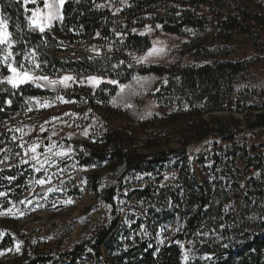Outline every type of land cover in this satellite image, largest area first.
Returning a JSON list of instances; mask_svg holds the SVG:
<instances>
[{"label":"rangeland","instance_id":"rangeland-1","mask_svg":"<svg viewBox=\"0 0 264 264\" xmlns=\"http://www.w3.org/2000/svg\"><path fill=\"white\" fill-rule=\"evenodd\" d=\"M21 1L28 12L29 26L31 11L37 7L43 10V4L41 0L26 5L24 0ZM200 3L196 17L213 20L231 15L248 31L230 30L221 37L216 27L209 26L206 29L187 28L183 35H177L154 30L147 24L135 31L149 36L151 44L146 51L133 55V63L137 68L170 67L175 73L195 66L214 67L222 61L250 63L249 68L236 77L234 95L226 99L224 110L212 114L203 113L202 103L191 104L190 98H182L169 108L160 107L153 94L166 83V78L154 73L135 72L128 82L118 85L112 97L103 101L96 93L101 92V85L107 80L96 75L76 78L68 71L58 72L48 65L52 57L48 51L42 56L31 50L18 58L11 48L0 45V80L10 75L3 62L9 52V63L17 67L23 65L35 76H47L54 81H60L64 76L73 77L67 86L43 80L22 84L45 92L40 96H47L52 101L46 99L41 108L23 110L22 117H12L0 126V131H11L20 141L21 159L30 162L34 171L29 189L20 201L0 210V264L22 258L23 250L30 246L38 252H54L55 255L69 251L116 218L115 231L121 229L122 233L131 236L151 237L153 214L156 211L162 217L155 209L159 190L186 184L184 180L178 181L179 169L184 162L189 170L202 175L198 161L209 156L216 143H226L211 135L191 138L196 128L224 123L229 128L246 129L239 132V141L246 140L251 144L264 141L263 127L248 128L256 122L257 115L264 114V25L247 19L253 14L264 16V0H201ZM124 5L126 0L105 4L114 16H118ZM160 14H165V10ZM55 22L61 23L56 20L51 25L46 24L45 31L51 30ZM66 48L60 41V49ZM102 50L99 43H92L77 46L58 57L77 52L78 57L93 58L100 56ZM37 64L38 68L35 67ZM90 77L97 80H89ZM0 84H5L11 92L17 89L6 82ZM106 131L120 135L121 146L132 153L148 157L163 153L164 165L158 173L142 174L126 172L124 162L114 158L82 163L83 157H90L85 145L107 154L113 150V143L103 138ZM33 146H37L35 153L31 151ZM60 152L66 154L56 155ZM34 156L37 159H33ZM41 163L43 167H40ZM36 168L40 170L36 171ZM42 179L46 181L43 185L38 183ZM244 179L245 176L241 181ZM110 189L113 193L107 197ZM178 230L177 222L165 224L153 236L159 246L169 245ZM200 237L201 234H196L195 244L201 242ZM4 239H10L12 246L1 247ZM180 246L182 264L211 263V257L199 255L191 241H184ZM90 255L88 251L82 254L79 263L93 264L88 259Z\"/></svg>","mask_w":264,"mask_h":264},{"label":"trees","instance_id":"trees-1","mask_svg":"<svg viewBox=\"0 0 264 264\" xmlns=\"http://www.w3.org/2000/svg\"><path fill=\"white\" fill-rule=\"evenodd\" d=\"M112 1L67 0L62 9L63 21L55 22L51 30L43 33L29 28L28 12L21 0H0V16L6 20L11 33V49L18 58L31 50L42 56L48 51L52 56L48 65L58 72L68 71L76 78L96 75L107 80L101 85V92L96 93L100 100L107 101L116 93L118 85L128 82L135 72L154 73L166 78V83L153 94L160 107L169 108L182 98H190L191 104L202 103L203 113L224 110L226 99L234 95L236 77L246 71L250 63L222 61L214 67L195 66L176 73L170 67L137 68L133 55L146 51L151 43L149 36L135 30L149 24L154 30L183 35L187 28L213 26L223 37L230 30L242 33L248 28L239 25L231 15L213 18L214 21L196 17L201 0H126L118 16L112 15L105 6ZM163 9L165 14L161 15ZM170 10L174 12L169 13ZM247 19L264 25L261 14L248 15ZM59 40L66 44V50L60 49ZM92 43H99L103 48L100 56L78 57L77 52H72L64 58L58 57L77 46ZM42 94L45 92L28 85L11 92L5 84H0V126L12 118L21 95ZM260 127L264 128V114L257 115L256 122L248 125V128ZM242 130L246 129L213 123L210 128H196L190 135L194 139L211 135L226 143H216L213 152L198 161L202 175L189 170L184 162L178 181L184 180L186 184L159 190L155 209L162 217L156 211L153 214L151 237L131 236L121 229L115 231L116 218L69 251L55 255L54 252H38L30 246L23 250L24 257L3 264H81L82 254L87 251L92 254L88 259L93 264H182L180 244L184 241H191L199 255L211 257L210 264H264V141L257 144L239 141L237 137ZM103 138L113 143V150L107 154L85 145L90 157H83L82 163L114 158L124 162L126 172L147 174L158 173L166 160L163 153L150 157L132 153L121 146L118 134L106 131ZM182 152L186 156L184 148ZM21 154L20 141L11 131L1 130L0 158L6 156L8 160L0 162V192L7 193L0 196V210L20 201L34 177L30 162L23 163ZM112 193L110 189L106 196ZM175 222L180 230L169 245L159 246L153 235L160 226ZM196 234H201V242L195 244ZM12 244L10 239H4L1 247Z\"/></svg>","mask_w":264,"mask_h":264},{"label":"snow or ice","instance_id":"snow-or-ice-1","mask_svg":"<svg viewBox=\"0 0 264 264\" xmlns=\"http://www.w3.org/2000/svg\"><path fill=\"white\" fill-rule=\"evenodd\" d=\"M38 0H24L25 5L27 3H33L36 4ZM43 4V10L39 7H37L35 10L31 11V16L28 18L29 20V26L33 27L35 29H38L41 33L45 31V25H51V22L59 20L60 22L63 21V13L62 9L64 4L66 3V0H41ZM0 45H6L9 48L12 47V41H11V33L8 31V26L6 23V20L0 16ZM9 56H11V52L8 53L4 57V64L8 67V70L10 72V75L7 77H4L3 80H0V83H8L13 88H18L20 85L27 83V82H36V81H46L49 84H56L57 82L65 84L67 86V82L72 80L73 77L71 76H64L60 79V81H54L49 80L47 76H35L33 75L28 69L24 68L23 65H20L19 67L14 66V64L9 63ZM35 67H39L37 64ZM89 80L95 81L97 78L90 77ZM111 83H117L116 81H111ZM39 86V85H37ZM10 103V101L8 102ZM37 146H33L31 148V151L33 153L36 152ZM66 153L60 152L56 153V155L63 156ZM33 159H37L35 156ZM3 162V161H0ZM23 163H27L28 161H22ZM35 167V165H34ZM40 167H43V164H40ZM36 171H39V168L35 169ZM8 179H14V177H9ZM46 181L45 180H39L38 183L43 185ZM7 193L0 192V196H5Z\"/></svg>","mask_w":264,"mask_h":264},{"label":"built area","instance_id":"built-area-1","mask_svg":"<svg viewBox=\"0 0 264 264\" xmlns=\"http://www.w3.org/2000/svg\"><path fill=\"white\" fill-rule=\"evenodd\" d=\"M14 98L16 99V97L14 96ZM51 100L49 97L47 96H30V95H21L20 98L16 101V109L15 111H13V117L14 119H18L20 117H22V111L23 110H33L34 108H41L42 106V102H44V100ZM52 101V100H51ZM7 157L6 156H2L0 158V161H3L2 163L7 162Z\"/></svg>","mask_w":264,"mask_h":264},{"label":"bare ground","instance_id":"bare-ground-1","mask_svg":"<svg viewBox=\"0 0 264 264\" xmlns=\"http://www.w3.org/2000/svg\"><path fill=\"white\" fill-rule=\"evenodd\" d=\"M24 111H25V110H24ZM24 111H23V112H24ZM23 112H22V113H23ZM28 113H29V112H28ZM24 114H25V113H24ZM12 117H13V112H12Z\"/></svg>","mask_w":264,"mask_h":264}]
</instances>
